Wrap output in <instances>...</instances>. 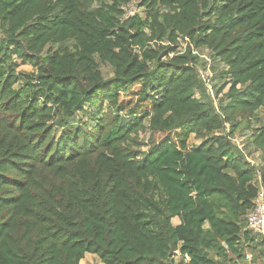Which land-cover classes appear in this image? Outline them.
I'll list each match as a JSON object with an SVG mask.
<instances>
[{
    "label": "trees",
    "instance_id": "1",
    "mask_svg": "<svg viewBox=\"0 0 264 264\" xmlns=\"http://www.w3.org/2000/svg\"><path fill=\"white\" fill-rule=\"evenodd\" d=\"M260 109L264 0H0V264H264Z\"/></svg>",
    "mask_w": 264,
    "mask_h": 264
},
{
    "label": "rangeland",
    "instance_id": "2",
    "mask_svg": "<svg viewBox=\"0 0 264 264\" xmlns=\"http://www.w3.org/2000/svg\"><path fill=\"white\" fill-rule=\"evenodd\" d=\"M130 12L134 10V7H130V9H128ZM180 49L183 46V44L179 45ZM200 58L203 59L204 61H206L205 64V68H200L199 73L201 72V74H203V76L210 78L212 75L211 69H210V62L209 60H207V56L206 53H202L200 54ZM219 70V69H218ZM18 72H22V73H29L31 72V68L28 66H20L17 69ZM102 72L104 73L105 77H110V71L107 67H102ZM214 83H212L211 86ZM209 89V87H208ZM226 91V89L224 90V92ZM212 92H213V88H212ZM240 129H238L235 132L234 135V139H233V143L234 145H236L239 149L244 150L246 153H249L250 158L249 160L254 162L255 165H260V156L258 155V153L253 152V147L250 146L247 143V139H249L248 137H250L249 135L252 134V130L255 129H259L261 127H264V109H260L255 113V117L253 118H246L245 120L242 121L241 123ZM244 127H248L249 130H243ZM252 129V130H251ZM140 138H143V135L140 134L139 135ZM190 145L194 144L197 145L199 142L194 140L192 138V136L189 138V142ZM252 157V158H251ZM177 220H172V223L175 224ZM249 256H250V252H248ZM81 264H100L99 261L97 260V258L93 255H89L87 254L84 259L80 262Z\"/></svg>",
    "mask_w": 264,
    "mask_h": 264
},
{
    "label": "built area",
    "instance_id": "3",
    "mask_svg": "<svg viewBox=\"0 0 264 264\" xmlns=\"http://www.w3.org/2000/svg\"><path fill=\"white\" fill-rule=\"evenodd\" d=\"M200 78L205 82L206 78L199 73ZM246 229L253 234L262 236L264 238V190L260 189L254 200L252 211L247 216ZM247 260H250V256H246Z\"/></svg>",
    "mask_w": 264,
    "mask_h": 264
},
{
    "label": "crops",
    "instance_id": "4",
    "mask_svg": "<svg viewBox=\"0 0 264 264\" xmlns=\"http://www.w3.org/2000/svg\"><path fill=\"white\" fill-rule=\"evenodd\" d=\"M173 220H175V219H173ZM177 220V219H176ZM177 223H175L174 225H177L178 224V220L176 221Z\"/></svg>",
    "mask_w": 264,
    "mask_h": 264
}]
</instances>
